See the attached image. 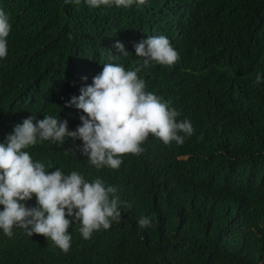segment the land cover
Listing matches in <instances>:
<instances>
[{"label": "trees", "instance_id": "16d2710c", "mask_svg": "<svg viewBox=\"0 0 264 264\" xmlns=\"http://www.w3.org/2000/svg\"><path fill=\"white\" fill-rule=\"evenodd\" d=\"M0 9L11 23L0 59V143L29 115H58L75 130L85 114L66 102L104 63L140 66L134 45L158 35L180 58L172 66L152 61L138 76L194 128L183 145L149 134L145 151L124 154L119 169H97L79 139L25 149L49 172L116 186L121 221L87 240L74 222L67 253L42 235L0 229V264H264V0H146L128 8L0 0ZM107 50L119 59L109 61ZM25 203L35 207V196ZM141 216L152 218L150 227H139Z\"/></svg>", "mask_w": 264, "mask_h": 264}, {"label": "clouds", "instance_id": "9594fccd", "mask_svg": "<svg viewBox=\"0 0 264 264\" xmlns=\"http://www.w3.org/2000/svg\"><path fill=\"white\" fill-rule=\"evenodd\" d=\"M89 7L101 5L128 8L134 3L144 5L146 0H85ZM67 4H80L81 0H64ZM11 31L8 14L0 9V59L8 55L7 37ZM114 48L123 56V43ZM136 57L143 63L133 70H126L120 63H104L102 71L93 77L92 84L80 89L79 96H72L65 107H75L85 115L81 124L69 130L67 120L57 116L37 119L29 115L16 124L6 141L0 143V229L8 237L13 228L26 231L28 236L42 235L67 253L72 237L68 229L76 222L84 239L94 231L107 230L113 222L121 221L123 203L116 186L106 185L101 178L91 182L77 171L64 174L59 168L49 172L43 163L34 161L25 149L38 141H52L63 145L66 140L82 141L77 146L82 156L97 169L104 166L119 169L124 154L139 155L141 145L149 134L165 145L175 142L183 145L194 133L192 122L178 120L180 113L154 93L147 92L146 82L138 76L142 68L155 61L172 66L179 60V53L164 35L149 36L134 45ZM108 51V50H107ZM108 60H118L108 51ZM257 74L256 83H261ZM76 150L70 154L75 155ZM36 199V206H26ZM71 218V219H69ZM152 218L141 216L140 228L150 227Z\"/></svg>", "mask_w": 264, "mask_h": 264}]
</instances>
